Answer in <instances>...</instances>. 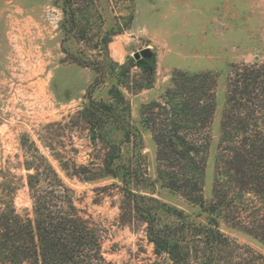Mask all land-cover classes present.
<instances>
[{
	"label": "rangeland",
	"instance_id": "374dc122",
	"mask_svg": "<svg viewBox=\"0 0 264 264\" xmlns=\"http://www.w3.org/2000/svg\"><path fill=\"white\" fill-rule=\"evenodd\" d=\"M86 5L90 43L66 36L62 0H0V210L12 205L17 214L32 217L25 163L31 166L33 153L22 145L34 144L74 191L81 216L104 228L108 260L114 264L147 260L172 264L165 255L153 254L145 225L121 211L119 182L89 184L68 178L61 170L56 158L90 167L102 155L101 145L91 143L86 126L76 116L88 104L87 92L98 73L68 59L62 48L74 55L84 51L92 61L96 53L84 45L92 48L101 32L116 34L108 45L109 56L124 69L117 70L120 76L107 77L96 86L92 96L109 104L114 85L129 104L130 123L142 136L140 162L146 170L139 187L132 189L203 224L205 211L166 187L157 175L159 168H170L175 162L172 153H161L155 141L167 115L165 92L177 72L207 73L214 78L215 112L203 187L208 204L228 77L234 65L264 63V0H92ZM144 49L149 55L135 59ZM111 138L119 141L120 134L113 133ZM121 147L124 161H134L132 147ZM236 198L227 217L219 222L220 231L230 241V255L248 250L264 256V244L239 227L240 222H252L258 204ZM158 219L160 224L174 221L161 213Z\"/></svg>",
	"mask_w": 264,
	"mask_h": 264
},
{
	"label": "trees",
	"instance_id": "16d2710c",
	"mask_svg": "<svg viewBox=\"0 0 264 264\" xmlns=\"http://www.w3.org/2000/svg\"><path fill=\"white\" fill-rule=\"evenodd\" d=\"M88 1L92 0H62L63 28L77 42L90 43ZM115 35L101 32L92 48L84 45L96 53L92 61L84 51L74 55L62 48L68 59L98 73L87 92L88 104L76 116L86 126L91 143L101 145L102 155L90 167L56 158L61 170L68 178L89 184L119 182L121 211L145 225L156 257L165 255L172 264H264L263 255L248 250L230 255V241L219 229L236 196L239 201H256L252 222H240L239 227L264 244V63L234 65L228 77L208 204L203 187L215 112L214 78L207 73L177 72L165 92L167 115L155 141L161 153H172L175 162L170 168H159L157 175L166 187L205 211L204 223L196 224L182 210L133 191L146 170L140 162L142 136L130 123L129 104L114 85L109 90L111 103L92 96L96 86L107 77L120 76L117 70L124 69L109 56L108 45ZM113 133L120 134L119 141L111 138ZM122 144L132 147L134 161H124ZM32 145H22L33 153L31 166L25 163L32 217L17 214L12 205L0 210V264H114L103 247L104 228L81 216L74 191ZM159 213L174 221L160 224ZM142 264L156 263L147 260Z\"/></svg>",
	"mask_w": 264,
	"mask_h": 264
},
{
	"label": "water",
	"instance_id": "95a60500",
	"mask_svg": "<svg viewBox=\"0 0 264 264\" xmlns=\"http://www.w3.org/2000/svg\"><path fill=\"white\" fill-rule=\"evenodd\" d=\"M149 50L148 49H144V50H141L140 51V53H136L135 55H134V58L135 59H139L140 58V56H148L149 55Z\"/></svg>",
	"mask_w": 264,
	"mask_h": 264
}]
</instances>
